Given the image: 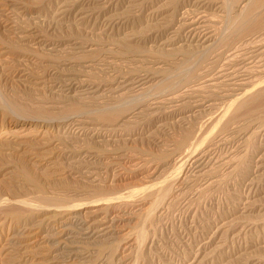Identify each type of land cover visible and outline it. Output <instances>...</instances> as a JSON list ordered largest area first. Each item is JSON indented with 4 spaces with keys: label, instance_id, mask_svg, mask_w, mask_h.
I'll list each match as a JSON object with an SVG mask.
<instances>
[{
    "label": "rangeland",
    "instance_id": "rangeland-1",
    "mask_svg": "<svg viewBox=\"0 0 264 264\" xmlns=\"http://www.w3.org/2000/svg\"><path fill=\"white\" fill-rule=\"evenodd\" d=\"M4 1L11 5L16 4V7L14 8L20 9L23 6L24 13L20 14L21 18H19V14H17L13 22L16 20V23L20 28L25 26L24 28H34V31L38 30L41 34L38 33L39 36L42 37L44 35V41L51 45L52 49H50L54 51L53 54L58 53L60 49L63 50L64 48H67L68 42L64 41H68L69 39H72L70 38L71 36H77L78 34L77 37L84 36L86 40L88 39L87 41L89 44L94 45L92 48L93 50L96 48L103 52L104 50L112 48L116 52V54L111 53L110 55H103V53L102 55L100 54L101 58L98 56L99 58L94 59L97 62L100 61V64L95 63L96 61L93 64L86 63L84 64L86 68L89 67L88 65L94 67L85 70L83 69V64L78 65L72 63L69 66L64 65L60 67V71H68V73L65 74H69L70 71L72 72L70 74H77L76 72L81 71L79 72L80 74H78L81 76H78L77 79L80 80L79 84L82 87L80 88V91L87 94V96L83 97L81 92L77 93V95L80 94L78 96H76V93H73L74 91L70 94L66 92V85L68 84L62 81L49 82V84L47 83L46 85H37L36 79L41 74L38 72L47 71L48 69L46 65H50L49 68L52 67V64L48 63L49 61L44 57L41 59V62H39L40 55L48 53L46 49L44 52L43 47H35L33 45L34 43L29 44V47L26 46L27 49L24 47L21 49L23 50L24 48V50L28 52V49L31 48L30 50H33L34 48L32 52L36 51L35 53H38L39 51V56L35 53H33L34 55L29 53L28 58H20L18 55H15L16 53H12L15 50L13 49L14 51H11L10 49V45L12 44L11 41H8L7 43L4 42L6 37L7 40H9V35L5 34L3 36L6 37L0 39V48L5 49L0 52H9L7 54L0 53V102H4V105L1 103L0 106L2 108H0V117L3 118V115L1 116V114H5L4 110L6 109V115L9 116H6V118L14 119L31 117L32 119H35L34 117H37L36 110L32 109L30 106L36 105H32L31 100L39 97L40 102L38 103H41L44 108H48L47 110L45 109L48 112L53 111L51 108L55 109L56 113L62 111L64 108L67 109L59 115L57 113L56 117H49V120L53 121L54 118V121H59L61 118L60 121H68L72 117L76 120L78 119L79 121H82L81 128H84L85 130H83L84 133L82 136L76 137L77 140L75 142L69 141L67 142L68 144L66 142L63 143V150H65V152L67 151L68 156L71 154L70 151H73L74 149L75 152L76 150L79 160L81 159L82 162L85 163L91 162L92 165H85L84 169L83 167L79 168L77 164V167L75 164H71L70 166L68 164L64 165L62 171L63 174H60V171V175L58 174L59 176L55 175L50 180L42 179V177L36 175L44 182L47 181V188L52 193L55 194L57 193L55 191L63 190L68 193L70 192L69 194H61L59 197H63L62 199L67 202H74L73 204H75V207H78L79 205L81 208L78 207L80 209L79 221H74L72 224L62 228L65 229L63 239L69 244H67L69 246L68 248H70V246L71 248L70 250L67 249L65 251L64 247L62 249L63 252L60 251L61 254L63 253L64 258L61 257L59 260L61 262L66 261L67 263L69 261L68 263H74L88 258L89 261H93L95 256L92 258V254L95 255V248L98 249V241L100 243L105 240L107 242L104 241L105 243L103 244H108L109 241V243H117L116 247H119V249L117 248L116 250L118 255H115V253V257L114 255L113 257H109L111 258L110 263L114 260L112 264H264V248L262 245L264 242V101L258 102L259 105L255 104V108L253 107L254 110L251 109L247 111L246 109L239 112L241 114L237 113L238 115L234 116L232 120L233 122L231 121V123H229L230 125L228 129L232 128V126L238 122L241 123L242 121H247V125L245 124L246 127L243 125L242 130H240L241 132L230 137H228V135L223 136L221 140H224L219 143V145H221L219 146L217 144L209 150H206V147L203 148V145L199 147V158L201 157V161L199 160L198 164L205 166L204 168H201L204 170L201 171V169H197V167H195L196 169L193 168L188 170L185 183L175 192L176 179L179 180L180 173L184 168V158L179 157L182 153L188 151V149H184V151L179 150L176 147L179 141H182L189 135L190 137L193 136V138H195L194 140H196L197 137L198 139L201 138L204 134L208 135V133L209 136H217V132L220 133L222 125L227 120L221 122L216 121V118L214 120L210 119V117H208L209 111H206L207 113L203 116H195L188 112V108L184 110L186 107L181 108L182 113L180 116L171 117L166 120L164 115L165 112L167 110L172 111V109L170 110L169 105L162 107L163 109L156 110L155 108L157 107L154 106L153 103L158 97L159 98L156 102L164 101V98L161 97L162 95L160 94L167 93L155 89L148 92L149 95L146 93L143 96H136L137 93H129L131 91H117L118 86L124 85L122 83L124 82V79L130 77L129 71H135L137 66L135 63L130 62L129 58H124V56L118 55V52H120L118 51L119 43L124 40H127L126 42L131 40V42L129 41L131 44L141 43L146 47L148 46L147 48L155 51V53L158 54H156L157 59L155 58L156 60L154 61L158 62V64L156 63L157 65L155 66V69L157 71L166 70L167 72L164 73L167 75L166 84H170L174 87H179L185 83L187 76L194 72H198V74L201 73L199 74L201 76H206L211 72L206 71L207 67H211V69L215 70L217 69V66H222L223 63L210 65L213 56L210 54H204L202 53L203 51H201V48L199 49V46L201 47L202 45L200 37L196 36V39L194 40L189 39V37L191 38L194 34H191V32H193L191 31V27L185 26L187 23L185 20L192 18L197 20L199 17H204V26L208 23L210 26L207 25V27L214 26V28L216 27L219 29L221 34H227L231 30L230 23L232 25V22L231 20L223 22L224 19L222 16H226L223 11L229 13L231 9L237 5L235 3L232 4V0H228L229 2L227 0H72L71 2H76L82 10L84 9L87 12L91 11L94 13L90 18L91 12H88L89 14L86 16L89 15V17H87L86 22L80 26L76 21V15L79 12H73V15L71 14L72 16L70 14H65L64 17L67 18H64L63 15L58 18L56 17L61 12L60 10H58L59 12L57 11V9H59L58 7L61 6V0H18L19 2L21 1L20 3L17 0H12V2L11 0ZM22 2H24L23 5ZM54 2L59 4L56 3L55 5ZM49 3L50 5H47ZM220 3L223 5L225 4L223 11H220L221 9L219 10L217 8V4ZM26 6L28 9H26ZM2 7L0 6L1 10L4 8ZM38 12L39 14L42 12L40 15L41 17L38 15ZM46 13L47 15H45ZM56 13L57 15L54 17V14ZM103 13L107 15L100 17V14ZM182 16L185 17L182 19ZM17 17L21 20L19 21ZM109 17L111 20L113 19L112 21H109L111 25L107 24ZM24 20H26L27 23L23 22ZM189 22L190 21H188V23ZM66 27L70 28L68 29ZM68 36L70 37L68 38ZM47 40H50L51 42H47ZM115 42H118V45H116ZM63 43H65V45H63ZM36 48H38V51ZM172 49H176V52H172L174 51ZM167 52H172L176 55L175 57L170 56L169 58L166 57V59H160L164 53L168 54ZM205 55L210 56L206 57ZM38 58L39 60H37ZM16 59L18 60L17 63L15 62ZM24 59L26 62H23L25 61ZM20 61H22V64ZM37 61L39 62L38 66L40 67L37 66ZM181 61L183 63H181ZM111 63L114 64L111 65ZM176 63L178 66L175 67ZM43 64L45 66H43ZM168 64H175L174 68H167ZM204 66L206 67L204 68ZM42 67L45 68L43 69ZM78 67L81 68L79 69ZM17 68L19 71H22L20 74L23 75L22 77H20ZM30 70L32 71L30 72ZM48 71H52V69H49ZM86 71L87 73L85 74L84 72ZM89 71H92L90 72V75H92L90 76L91 78L88 75ZM32 73L34 74L32 75ZM217 74V70L212 71L210 77H216ZM87 75L89 78H87ZM168 77H170V79ZM84 79L86 80L84 81ZM98 88L99 90L97 91V94L90 95L91 92ZM113 90L116 93H113ZM135 91L137 90L135 89ZM126 92L127 95H125ZM120 94H124L125 96L122 97V103L118 102V106L122 104L123 106L127 105L129 108L142 107L144 113L152 108L150 110V113L154 114L151 115L152 118L139 120V122L136 121L138 123L132 121L133 123L130 122L126 127L115 132L112 128H108L111 130L108 131L106 129L108 127L107 125L103 128H100L101 125L96 126L98 128L94 127L95 124L93 123L92 125L90 121V111L106 107L105 102L107 99L113 97L112 100L114 99V101H116ZM202 95L206 96L207 94ZM78 97H80V99H78ZM83 98H86L92 103L94 102L91 100L96 99V102H100L101 104V101L104 100V104H102L104 107H102V105L99 107V103H96L94 105L95 107L91 105L89 115H80L75 112L72 113L73 105H69L71 104V101L74 103L77 99L82 100ZM125 102H127V104ZM114 103L115 102H113V104ZM181 104L182 103H179L178 105ZM147 105H150L151 107L149 108ZM19 106L25 107L32 113L28 116L25 115L27 117L22 114L20 116L18 112L15 113V108ZM164 108H167V110ZM250 115L254 117H251ZM247 116L248 119L245 118ZM170 124L172 125L170 126ZM93 127L99 135L95 136V133L92 130H89ZM100 129H102L103 132H101L102 130ZM104 142L105 144H103ZM201 148L203 149L201 150ZM184 179L185 176L181 179L180 184L183 183ZM9 183L10 186H8ZM32 189L33 188L25 186L23 182L19 181V179L4 183L2 186L0 184V205L5 203L7 206L10 204L14 206L13 209L7 206L4 207L5 209H2L0 213L3 217H11V213L15 208L18 209L20 207L19 209H22L21 211L24 210V207L27 208L28 205H26L24 198L29 197L30 193L35 194L34 189ZM156 189H159V195L154 194L145 198L144 195H147V193L149 194L148 191ZM172 189L174 192L170 194L169 192ZM160 190H162V193ZM104 192H106L107 195H105L106 193ZM163 192H166V195ZM168 193L169 196L167 195ZM25 194L28 195L26 196ZM34 194L30 197L32 198ZM99 195H101V197ZM139 195L144 198L139 197ZM102 196H108V198L105 197V199H111L103 200L104 197L102 198ZM64 197H66V199ZM70 197H74V200ZM114 197H117V199L115 198V200H113ZM20 201H22V204ZM107 202H109V204ZM19 204L20 206H18ZM123 204L125 205L123 206ZM24 212H26V209L22 214ZM38 212L36 211V213ZM104 216L112 221L115 220L114 231L112 232L113 235H109L110 239L108 237L100 239L95 237L88 239L87 236L85 237V228H87L86 221H91L90 224H92L95 221L99 222V220H104ZM5 229V231L8 232L10 229L9 225H7ZM16 230V235H18L20 229L17 228ZM127 237L129 238L127 239ZM94 240H96V242ZM130 240L131 242H129ZM82 243H88V245L91 244L88 246L89 249L85 254L86 256H82V254H84L82 253ZM93 244L96 245L92 246ZM80 247L81 252L79 251ZM73 252L75 253L72 254ZM76 252L79 254H76ZM57 259L58 258L53 259V263L51 261L52 257L48 260L51 261V263L49 261L50 264H56L54 262ZM101 260H97L98 262L95 261V264H101V262L103 264V261L104 264L108 262L105 258Z\"/></svg>",
    "mask_w": 264,
    "mask_h": 264
},
{
    "label": "bare ground",
    "instance_id": "bare-ground-1",
    "mask_svg": "<svg viewBox=\"0 0 264 264\" xmlns=\"http://www.w3.org/2000/svg\"><path fill=\"white\" fill-rule=\"evenodd\" d=\"M71 1L72 0H61L60 1L61 6L58 7L59 9H57V11L60 10L61 12L58 15H57V13L54 14V17H55V15H57L56 16L57 18L59 16H62V15L64 17L65 14L71 15L73 12H76V13L79 12L76 15L77 16L76 21L80 24V26H82L86 22L87 17H89V15L88 16H86V15L89 14L91 11L90 12L88 11L89 12L88 13L86 10H84V9L82 10V8H80L76 2H71ZM11 2H12V0H11ZM231 2H232V4L235 3L237 6L234 7L233 9H231V11L229 13H226L225 11H223L225 4L224 5L221 3L217 4V8L219 10L221 9L220 11H223V13L226 14V16H222L224 19L223 22L229 21V20H231V22H232V25L229 22L231 30L229 29L230 32H228L227 34L226 33L221 34V32H219V29L216 27L214 28V26L213 27L212 26L207 27L208 23L206 26H204L203 25L205 23L204 17H199V19L196 18L197 20H195L193 18L185 20V22H187L185 26L191 27L192 28L191 31H193V32H191V31H189V32H191V34L192 33L194 34V36H192L191 38L189 37V39L194 40V39H196V36L200 37L202 39V40L200 39L202 45H201V47L199 46V49L201 48V51H203L202 53L210 54L213 56V57L211 56L213 59V60L211 59V61L213 63L211 62L210 65H212V64L218 65L220 63H223L222 66H217V69L214 68L215 70L218 71V74L216 77H213V76L210 77L211 72L215 71V70L211 69V67H207L206 71H211V72L209 74L206 73L207 74L206 76H201V75H199L201 73L198 74V72H194L193 74H190L189 76L186 75L187 78L185 77L186 78V81L184 80L185 83H183L179 87H177L176 85H175L176 87H174L170 84H166V76L167 75H165L164 73H166L167 71L165 69H164L165 71H157L155 69V66L158 64V62H154L157 59L156 58L157 53H155V51L151 50L150 48H147L148 46L146 47L145 45H143L141 43L131 44L130 43L131 40H129L130 42L129 41L126 42L127 40L126 41L125 40L124 41L119 40L121 44L119 43V50L118 51H120V52H118V55L124 56V58L125 57L129 58L130 59L129 61L135 63V65H137V66L135 68V71H132V72L129 71L130 75L129 74L128 75L130 77L128 75H126L129 78L126 77L124 79V82H122L124 85L118 86L117 91H128V92L131 91L129 93H134V94L137 93L136 96H143L146 93L149 95L148 92L153 91L155 89H157V90L159 89L158 91L161 90L162 92L167 93V94H160V95H162L161 97L164 98L165 102L164 101H162V102L157 101L156 102V100H158V98H159L158 97L154 102L155 104L153 103V105L157 107V108H155L156 110L157 109L158 110L163 109L162 107H164V106L166 107V105H169L170 110L172 109V111L167 110L168 106H167V108H164L165 110H167L164 114L166 117V120L171 118V117L180 116L182 113L181 108H183V107H186V108H184V110L188 108V112L190 114L195 115V116L196 115L203 116L205 113H207L206 111H209L208 117H210V119L214 120L216 118L217 119L216 121H221V122L224 120H227L222 125L220 133L217 132L218 133L217 136L216 135L214 137L212 135L209 136V133H208V135L204 134V135H202L201 138L198 139V137H197L196 140H194L195 138H193V136L190 137V135H189L185 139H183L182 141H179V143L177 144L176 147L179 150L188 149V151L184 150L185 153H182V154L180 153L181 154L180 157L178 156L179 158H184V164H183L184 168H183V171L180 173L179 180L175 178L177 180V181L175 180L176 181V184H175L176 188L175 189L173 188L175 190V192L178 191V189L185 183L188 170H191L193 168L196 169L195 167H197V169L198 168L201 169V168L205 167V166H201L202 164L201 165L198 164L199 160L201 159V157L199 158V155H200L199 154V147L203 145L202 146L203 148L206 147L205 149L209 150L210 148H213L215 145H217V144L219 145V143L224 140V139L221 140V138L223 136L228 135V137H230V136L236 135L239 132H241L240 130H242V126L243 125L245 126L247 121H244V122L242 121L241 123L237 121L238 123L235 122L236 124L234 126H232V128L228 129L229 125H230L229 123H231L234 116L238 115L237 113H239L243 110H246V109H247V111L251 110V109L254 110L253 107L255 104L259 105L258 102L264 101V0H232ZM56 3H55V5H56ZM23 4H24V2H22V5ZM57 4H59V3H57ZM15 5L16 4L11 5L9 3H6L4 0H0V6L4 7V8L2 7L3 10L0 9V39H4L6 36H3V35H5V34L9 35V37H8L9 40H7V37H6V40L4 42L7 43L8 41H11L12 44L10 45V49H11V51L13 49L15 50V51L13 50L14 52H12V53H16L15 55H18L20 58L21 57L22 58H28L29 53L33 54L36 52V51L32 52L34 50V48H33V50H30L31 48L28 49V52L26 50H24V48H26V46H28L29 44L34 43L33 45L35 47H43L44 49L43 48L42 49L44 52L46 49V51L48 53L47 54L45 53V55L44 54L40 55V57H39L40 61L39 62H41V59L44 57L47 61H49L48 63L52 64L51 68H49L50 65H48V66L46 65L47 69L48 70L52 69V71H48L46 69L47 71L38 72L41 74L36 79L37 85H46L47 83L49 84V82L62 81L64 83L68 84V85H66V87H67L66 92H68L70 94L71 92L74 91L73 93H76V96H78L80 94L77 95V93L81 92L80 88H82V87L80 86V84H79L80 80H78L77 77L81 76V75H78V74H80L79 72H81V71L76 72L77 74H70V73H72L71 71L69 72V74H65V73H68V71H60V67L64 66V65L69 66L72 63L78 64V65H80V64L84 65L86 63H92L93 64L96 61L94 59L99 58L102 55V53H103V55H108V54L110 55L111 53L116 54L115 50L112 48L104 50L103 52H102V50H100V49L97 50L96 48H95V50H93L92 48L94 45L89 44L87 41L88 39L86 40L84 38V36L77 37L79 34L76 33L78 35L75 36L74 32H73L74 36H71V35H70L71 37L68 36V38L70 37L72 39H69L68 41L63 40L64 42H68L67 43L68 47L64 48L63 50L58 49L59 52L56 54H53L54 51L51 50L52 49L51 45H49L48 43H46V41H44V39H43L44 35L42 37L39 36L40 32L38 30L34 31L33 30L34 28L33 29H30L27 27L24 28L25 26L20 28L19 25L16 23V20H15V22H13V20L17 14H19L18 16H19V18H21L20 14L24 13V8L22 5H21L22 8H20V9L14 8V7H16ZM47 5H50V3ZM27 6H26V9H28ZM230 6H232V5H230ZM45 8H47V7H45ZM230 8H232V7H230ZM41 9H40V11H41ZM41 13L39 14V12H38V15L40 16ZM96 13H98V12H96ZM45 15H47V13ZM93 15H94V13L91 12L90 18ZM104 15H107V14H105V13L100 14V17L104 16ZM185 16H186V14H185ZM187 16H189V15H187ZM32 17H33V15H32ZM184 17L182 16V19ZM37 18H39V17H37ZM64 18H67V17H64ZM61 19L63 20L62 17H61ZM20 20L21 19H19V21ZM112 20L109 17L107 24L111 25V23L109 21H112ZM182 21H184V20H182ZM188 21H190V22L188 23ZM23 22L27 23L26 20H24ZM172 22H173V20H172ZM21 23H22V21H21ZM64 23H66V22H64ZM226 23H228V22H226ZM68 26H70V25H68ZM178 26H181V25H178ZM208 26H210V24ZM32 27H36V26H32ZM73 27H75V26H73ZM38 28H40V27H38ZM66 28H68V27H66ZM79 31H81V30H79ZM225 31H223V32H225ZM116 34H118V33H116ZM10 36H11V38H10ZM45 36H46V34H45ZM49 41L47 40V42H49ZM0 42H1V40H0ZM186 42H188V41H186ZM117 43L115 42L116 45H118ZM94 44H95V42H94ZM63 45H65V43H63ZM98 45H100V44H98ZM22 47H24L23 50L21 49ZM59 48H60V46H59ZM36 49L38 51V48H36ZM3 50H5V49L0 48V51H3ZM172 50H174V49H172ZM40 51H41V49H40ZM172 52H176V49ZM172 52H167L168 54L164 53L160 59H162V58L166 59V57L169 58L170 56L175 57L176 54L174 55V53H172ZM0 53L7 54L9 52L4 51V52H0ZM39 53L40 52L38 51V53H35V54H37L39 56ZM30 56H32V55H30ZM205 56L209 57L207 55H205ZM185 57H188V56H185ZM189 57H191V56H189ZM39 58L37 60H39ZM137 58H139V59H137ZM17 61L18 60L16 59L15 62L17 63ZM21 62L22 61H20V63ZM23 62H26V60ZM39 62L37 61V63H38L37 66L39 65ZM99 62L100 61H98V62L96 61L95 63H99ZM160 62H161V60H160ZM209 62H210V60H209ZM181 63H183V62L181 61ZM99 64H98V66H99ZM112 64H114V63H111V65ZM205 64L207 65L206 62H205ZM174 65L175 64H168L167 68H169V69L174 68ZM179 65H180V63H179ZM208 65H209V63H208ZM37 66H36V68H37ZM43 66H45V65L43 64ZM74 66H76V65H74ZM88 66L89 67H87V68L94 67L92 65H88ZM96 66H97V64H96ZM176 66H178L177 63L175 65V67ZM38 67H40V66H38ZM205 67L206 66H204V68ZM87 68L84 65L83 69L85 70ZM6 69H8V68H6ZM32 70H30V72ZM132 70H134V69H132ZM18 71H19V69H18ZM87 71L84 73L86 74ZM21 72L22 71H19V75L21 74ZM90 72H92V71H89V74H88L89 77L92 76V75H90ZM33 74L34 73H32V75ZM88 75H87V78H89ZM22 76L23 75H20V77H22ZM168 78L170 79V77H168ZM85 80L86 79H84V81ZM90 82H88V83H90ZM80 83H82V82H80ZM82 85H85V84H82ZM133 87H135V88H133ZM135 89L137 91H135ZM77 90H79V91H77ZM98 90H99V88L96 89L95 91L92 90L93 92H91L90 95L97 94ZM115 91H116V89H115ZM115 91L113 93H116ZM205 91H207L208 93ZM202 94H207V95L203 96ZM81 95L83 97L87 96V94H85L84 92ZM125 95H127V92L125 93ZM125 95L120 94L117 97L116 101H114V99L112 100L113 97L107 99V101L105 102L106 107H104V105H102V104H104L103 103L104 100L101 101L102 104L100 102H98L99 107H101V105H102V107H104V108H102V109L98 108L97 110H94V111L92 110V111H90L91 114L89 113V109H90L91 105L94 106L97 103L96 99L91 98L92 99L91 101L94 102V103H92V102H89L86 98H85L86 100L84 98H83L84 100L83 99L78 100V99H80V97H78V99H77L78 101L76 100V102H74V103H73V101H71V104H69V105H73L72 106V113L75 112V113L80 114V115H82V114H88L89 115L90 114V121H91L92 125H93V123L95 124L94 127L101 125L100 128H103V127H106L105 125H107L108 127L106 129L108 131H111L108 128H112L114 130V132L119 130V129H122L123 127H126L127 124H129L132 121L135 123L136 121L139 122V120H144L146 118H152L151 115H154L153 113H150L151 112L150 110L152 108L150 110H147L146 113H144V109L142 107L129 108L127 105L123 106L122 104L120 106H118V104H119L118 102L122 103L123 102L122 97H124ZM126 97H128V96H126ZM140 98H144V97H140ZM29 99H31V98H29ZM102 99H103V97H102ZM110 100H112V101H110ZM31 102H32L31 103L32 105H36V106H30L32 109L36 110L37 117H34L35 119H32L31 117L28 118L27 116L32 112H30V110H28L22 106L16 107L15 113L18 112L20 114V116H21V114L24 116L27 115V116H25L27 118H24L23 116H22L23 118H14V117H13L14 119L6 118V116H8V115H6L7 112L5 111L6 109L4 110V108H3V110H4L5 114L4 113L1 114V116L3 115L2 116L3 118L0 117L1 118V121H0L1 122V124H0V184L2 186V184H4V183H7L9 181H14V179H19V181L23 182L25 186L33 188L34 192H35V194L32 193L35 195V196L33 195L34 197L32 196V198L30 197L32 195L31 193H30L29 197H27V198L23 197L25 199L24 201L26 202V205H28L27 206L28 209L26 207L23 208L24 210L26 209V212H24L23 214H22V212L24 210L21 211L22 209H19L20 207L18 209L15 208L13 210V212L11 213V217H8V216L3 217V215L0 213V264H50L51 261L53 263V259H56V258H58L54 262L56 264H95L96 263L95 261H97V260L99 261V259L101 260L103 258L107 259L108 262L106 264H112L114 260L112 261V263H110L111 258H109V257H113V255L116 253L117 248L119 249V247H116L117 243L116 244L115 243H109V241H108V244H103V243L107 242L105 240H104L105 242L101 240L102 242H100V243L98 241L99 246H97L98 249L95 248V250H96L95 255H93L91 253L92 258H93V256H95V259L94 260L92 259L93 261H89L88 258L82 259L81 261H77L74 263H68L69 261L66 263V261L61 262L59 260V259H61V257L64 258L63 253L61 254L60 251H62V249L64 247H65V249H64L65 251L67 249L70 250V248H71V246H70V248H68L69 244L66 243L65 239H63V237H64L63 233L65 232V229H62V228L72 224L74 221H77L80 218L79 212H80L81 208L79 207L78 204H76V205H78V207L80 209L78 207H75V204H73L74 202H71V201L67 202L64 199H62L63 197L62 198L59 197V195H61V194H69L70 192L68 193V192H65L63 190V191H55L57 193L54 194L47 188L48 187V184L46 183L47 181L44 182L42 179L50 180L55 175H58L60 171H61L60 174H63L62 173L63 166L67 165V164L69 166L71 164H75V166H76V164H77L79 168L83 167V169H84L85 165H89V164L92 165V163L91 162L90 163L89 162H87V163L82 162L81 159H80L81 160L80 161L78 159L76 150L74 152V149H73V151L69 150L71 152L70 156L67 155V151L65 152V150H63V143H65V142L67 143L69 141L75 142L77 140V138H76L77 136L80 137L83 135L85 130H84V128H81V126H82L81 122L82 121H79L78 119L76 120L72 117L70 120L67 119L68 121H66V120L60 121V119H61L60 117H59L60 118L59 121H54V118H53V121H51V120H49V117L50 118L56 117L57 113L59 115L60 113L65 112V110H67V109L64 108L62 111H59L56 113L55 109L51 108V110H53V111L48 112V111H46L48 108H44L41 105V103H38V102H40L39 97H37V99L36 98L32 99ZM113 102H115V103L113 104ZM137 102H136V104H137ZM140 102H142V101H140ZM1 103L2 102H0V106H1ZM125 103L127 104V102H125ZM179 103H182V104L178 105ZM3 105H2V107H3ZM19 105H20V103H19ZM147 107L150 108L151 106L147 105ZM3 110H1V111H3ZM35 110H34V114H35ZM239 114H241V113H239ZM252 114H253V111H252ZM257 114H259V113H257ZM211 117H214V118H211ZM251 117H254V116H251ZM245 118L248 119V116ZM163 119H164V117H163ZM55 120H57V119H55ZM138 122H136V123H138ZM83 123H84V121H83ZM171 125L172 124H170V126ZM248 125H250V124H248ZM245 127H244V129H245ZM93 128L89 129V130L90 131L92 130L95 133V134L93 133L95 136L99 135V133L96 132V129L94 128L95 129L94 130ZM96 128H98V127H96ZM100 130H102V129H100ZM101 132H103V130ZM138 140H140V139H138ZM83 141H85V140H83ZM103 144H105V142ZM203 148H201V150ZM205 165H207V164H205ZM203 170L204 169H201V171H203ZM36 175H39L40 177H42V179H40ZM184 176H185V179H184L183 183L180 184L181 179ZM98 178H99V176H98ZM17 182H18V180H17ZM8 186H10V183L8 184ZM60 188H61V186H60ZM173 189L169 192L170 194L174 192ZM27 191H29V190H27ZM161 191L162 190H160V192ZM30 192H33V191H30ZM148 192H149V194L146 192L147 195H144L145 198L146 197L148 198L149 196L154 195V194L157 195L159 193V189L148 191ZM94 193H96V192H94ZM104 193H106V192H104ZM169 193L167 194L168 196H169ZM164 194L166 195V192ZM105 195H107V193ZM140 195H139V197H142ZM99 196L101 197V195H99ZM103 197L104 196H102V198ZM105 197L103 200L111 199V198L105 199ZM117 197H114L113 200H115V198L117 199ZM64 198L66 199V197H64ZM106 198H108V196ZM142 198H144V197H142ZM170 198H171V196H170ZM71 199L74 200V197ZM126 199H127V197H126ZM118 200H119V198H118ZM20 202L22 204V201H20ZM107 203L109 204V202H107ZM23 205H24V203H23ZM124 205L125 204H123V206ZM6 206L7 205L5 203L0 205V211ZM12 206L13 205L10 204L7 207H10L13 209L14 206L13 207ZM18 206H20V204ZM127 206H128V204H127ZM145 210H147V209H145ZM36 211L37 212L39 211V212L36 213ZM114 213H116V212H114ZM116 215H114V216H116ZM103 219L104 220H101V221L99 220V222L95 221L92 224H90L91 221H89V222L86 221L87 228H85L86 229L85 237L87 236L88 239L94 238V237L98 238V239L108 237L110 239L109 235L110 234H111V236L113 235L112 232L114 231L115 220L113 219L114 221H112L108 217H105ZM7 225H9V228H10L8 232L5 231L6 230L5 227H7ZM84 227H85V225H84ZM17 228L20 229V231L18 232V235H16L17 234L16 233ZM128 238L129 237H127V239ZM75 239H76V237H75ZM84 240H86V239H84ZM131 240L129 242H131ZM141 240H142V238H141ZM94 241L96 242V240H94ZM95 242H92V243H95ZM88 243H84V244L82 243L81 244L82 253H84V254H82V256L86 254L87 250L89 249L88 246L91 245V244L88 245ZM94 245H96V244H93L92 246H94ZM262 245L264 248V242L262 243ZM81 247L79 248V251H80ZM131 247H129V248H131ZM72 248H74V247H72ZM65 251H64V253H65ZM74 253L75 252H73L72 254H74ZM117 253L115 255H118ZM76 254H79V253L76 252ZM88 254H90V253H88ZM115 255H114V257H115ZM51 257H52V260L51 261L48 260ZM49 261H50V263H49ZM101 264H102V262H101ZM103 264H104V261H103Z\"/></svg>",
    "mask_w": 264,
    "mask_h": 264
}]
</instances>
